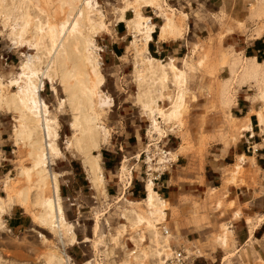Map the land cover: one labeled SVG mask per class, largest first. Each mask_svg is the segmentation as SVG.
Listing matches in <instances>:
<instances>
[{"label":"rangeland","instance_id":"obj_1","mask_svg":"<svg viewBox=\"0 0 264 264\" xmlns=\"http://www.w3.org/2000/svg\"><path fill=\"white\" fill-rule=\"evenodd\" d=\"M137 9L155 25L147 47L131 25ZM167 17L176 28L164 38L159 35ZM49 21L67 29L51 53L44 47ZM101 22L105 26L94 31ZM75 38L82 41L79 48ZM257 41L264 43V0H0V203L6 204L0 264H62L60 255L72 264H132L126 260L136 255L140 264H156L151 228L146 220L133 222L137 213L148 217L149 180L168 202L158 224L169 236L167 253L183 248L189 257L184 264H264V60L257 63L264 48L257 50ZM145 53L165 64L163 83L141 64ZM78 59L83 74H75ZM170 60L183 82L166 66ZM35 66L49 67L53 76L31 73ZM92 66L103 82L90 104L77 109L73 94H91ZM39 79L43 86L36 89ZM181 90L182 113L166 121L161 112ZM145 93L162 94L156 111L161 133L151 131ZM33 98L40 110L47 106L58 134V153L46 150V183L35 166L41 129ZM83 114L97 126L95 145L75 131ZM164 151L173 160L162 169L156 158ZM92 160L101 166L96 175L102 181L89 170ZM10 198H17L11 207ZM49 198L61 205L76 243L65 232L61 242L39 219L40 202ZM225 225L230 228L222 244Z\"/></svg>","mask_w":264,"mask_h":264},{"label":"bare ground","instance_id":"obj_2","mask_svg":"<svg viewBox=\"0 0 264 264\" xmlns=\"http://www.w3.org/2000/svg\"><path fill=\"white\" fill-rule=\"evenodd\" d=\"M144 2H146L147 4H150L151 2H152V0H144ZM136 12V14L134 15L135 16V18H133L132 19V21H131V25H133L134 26V31H136L137 33H139V34H143V40H144V46L145 47H147L148 46V44H149V42L150 41H152V39H153V32L155 31V25L153 24V23H151V21L147 18L146 19V17L145 16H142L141 15V11L139 10L138 11V9H137V11H135ZM124 17V15H122V18ZM168 18V17H167ZM131 20V19H130ZM165 20H167V22L165 23V25H163L162 27H161V34L159 35V36H161V37H166V35L168 34H172V33H174L175 32V28H176V25H175V23H174V21H173V19L172 18H168V19H165ZM29 21V20H28ZM48 24H49V27H50V32H49V35H50V44H44L45 46V49L49 52V53H51L53 50L54 51H58V46L60 45H62V43H60L59 45H57L56 44V42L58 41V39L60 38V36H61V34H63V32L65 31L66 32V27H65V24H63V26H62V29H56L54 26H53V24L51 23V21H49L48 22ZM164 24V23H163ZM78 25V21H76L75 22V27H73V28H71V27H69V28H71V32H69L70 34H72V32L76 29V26ZM67 26V25H66ZM103 26H105L104 24H103V22H101L97 27H95L94 28V31H97L98 29H100V28H102ZM68 28V27H67ZM132 28V27H131ZM70 30V29H69ZM177 30V29H176ZM160 33V32H159ZM136 35V34H135ZM173 35V34H172ZM175 36V35H174ZM140 37H142V36H140ZM173 37V36H172ZM38 38V40L40 39V37L38 36L37 37ZM163 38V39H164ZM162 39V40H163ZM142 40V41H143ZM17 41V40H16ZM25 41V40H24ZM88 41H91V40H88ZM137 41H139V40H137ZM19 42V41H18ZM92 42V41H91ZM80 43H82V41H80V39L79 38H75V47H77L78 46V48H79V44ZM56 46V47H55ZM41 48V47H40ZM145 49H147V48H145ZM145 52V51H144ZM146 52H147V50H146ZM143 53V52H142ZM145 54H147V55H145ZM145 54H142V55H145L141 60H142V63L141 64H143V65H145V67H146V69L147 70H150L152 73H155V74H158V78L162 81V83L165 81V79L167 78V73H166V71L164 70V67H165V64L161 61V60H159V59H157V58H155V57H152V56H148V53H145ZM139 56H141V55H139ZM84 58V59H83ZM140 58V57H139ZM252 58V57H251ZM85 59H87L86 58V56L84 55L83 57H82V60H85ZM253 59H254V57H253ZM78 60H80L81 62L80 63H78V61L76 60V62H75V70H79L80 72H78V71H74L75 72V74H83L84 72L82 71L83 69H84V66H83V64H82V60L81 59H78ZM98 61V60H97ZM96 61V62H97ZM171 61V60H170ZM60 62V61H59ZM96 62L94 63V64H96ZM259 65L261 64V62H257ZM256 64V63H255ZM98 65V64H97ZM97 65H95L96 67H97ZM141 67H142V65H140ZM166 66H169L172 70H173V72H174V75H175V77L176 78H178L179 80H180V82H183L184 81V75H183V73L182 72H180L178 69H177V67L175 66V64L171 61V62H168L167 64H166ZM49 67H47V69H41V68H39V67H37V66H35V67H32V68H30V71H31V73H33V74H41V76H49V77H52L53 76V73L51 74V72L50 71H48L49 69H48ZM92 68H93V74H94V79H93V82H94V84L92 85V87L90 88L91 90V94H89V95H87L85 98H81L80 99V97H78V93H76V92H74V94H73V97L74 98H72V100L74 99L75 101H73V102H75L74 104L76 105V107H77V109H79V107H80V105L81 104H83L84 105V103L85 104H90V102H91V99H92V94L94 93V90L97 88V89H99L98 88V86H100L99 84H101V82H103L102 80V78L99 76V74L97 73V72H95V68H94V66H92ZM97 68H99V67H97ZM143 68V67H142ZM96 71H98V70H96ZM138 71H140V70H138ZM249 71V70H248ZM78 72V73H77ZM99 72V71H98ZM70 74V73H69ZM140 74V73H139ZM139 74H138V76H139ZM65 75V74H64ZM71 75V74H70ZM74 75V74H73ZM68 76V75H67ZM76 76V75H75ZM77 76H80V75H77ZM68 78H70V77H68ZM140 78H142V75H140ZM139 78V80H141ZM145 78V77H144ZM143 79V78H142ZM143 80H145V79H143ZM81 81H82V79H81ZM81 81H79V82H81ZM142 82V81H141ZM85 84H86V82H85ZM34 88H40V87H42L43 86V81H42V79H39L38 81H34ZM143 85V84H142ZM141 85V86H142ZM87 86V85H86ZM85 86V87H86ZM78 88H80V90L81 91H84L85 89H84V83L82 82V84H79L78 85ZM144 90V89H143ZM142 90V91H143ZM147 90V89H146ZM146 90L144 91V92H146ZM95 91H98V90H95ZM141 91V90H140ZM144 92L142 93V94H144ZM96 93V92H95ZM147 93H148V90H147ZM160 93V92H159ZM139 95H142L141 93H138ZM149 94H150V92H149ZM147 94L145 93V95H144V98H145V96H146ZM161 95L162 94H159L158 96H155V95H148V96H146L147 98L145 99V100H143V108L148 112V113H150V115L152 116V120H151V123H152V125L150 124V126H152L151 128V131H153V130H156V131H160L159 133H161V124H159V122H158V120H157V117H156V115H157V113H158V111H160L161 109L159 108V106H158V104H157V100H158V98H160L161 97ZM143 96V95H142ZM184 96H185V92H184V90H181L179 93H178V95L172 100V104H171V106H170V108L168 109V111L167 112H161L162 114H163V117L162 118H165V120L167 121H169V120H175V118H178L180 115H181V113H182V108H183V105H184ZM106 97V96H105ZM104 97V98H105ZM107 98V97H106ZM105 98V99H106ZM143 98V99H144ZM19 99H20V97H19ZM79 99H80V101H79ZM104 99V100H105ZM110 99V98H109ZM141 99V98H140ZM139 99V100H140ZM103 100V101H104ZM15 101V100H14ZM33 101H34V106H35V108H36V111H34V114L36 115V117H38V120H36V122L38 123V126L40 127V129H41V136H40V140H36L35 141V144H34V154H35V166L37 167V166H41V169H40V175H41V181H42V183H46V182H48V175H47V173H49L47 170V164H48V162H47V160H48V157H46V150L48 149V147H50V150H51V152L52 153H58V151L56 150V148H55V146H54V142H55V140H56V138H57V136H58V134H57V130L55 129V127L54 126H52V123H53V120L51 119V118H48V116H47V113H48V109H47V106L43 103V110H40L39 109V105H38V102H37V99H35V98H33ZM106 101V100H105ZM110 101V100H109ZM40 103H42V101H41V99H40ZM101 103V102H100ZM17 104V106H18V102L16 103ZM101 104H103V103H101ZM106 104V103H105ZM108 105V104H107ZM163 109V108H162ZM156 111H157V113H156ZM165 111V110H164ZM160 113V112H159ZM160 113V114H161ZM161 114V115H162ZM262 114V113H261ZM81 117V116H80ZM82 117H83V120H81V118H80V121L77 123L76 122V130L75 131H77L78 129L81 131L80 133H82V138H84V141H91V143L93 144V145H95V144H97L98 142H95V133H97L96 132V129H97V126L95 125V124H93V120L87 115V114H83L82 115ZM78 118V117H77ZM164 120V119H163ZM164 120V121H165ZM260 121L262 122L261 124H263L264 123V114L263 115H260ZM149 126V127H150ZM99 128H100V126H99ZM243 128V127H242ZM99 130V129H98ZM106 130V129H105ZM244 130H246V129H244ZM100 131V130H99ZM163 131V130H162ZM107 132V131H106ZM105 132V133H106ZM149 132V131H148ZM78 133H79V131H78ZM79 133V134H80ZM158 133V132H157ZM152 134V133H151ZM154 136V135H153ZM152 136V137H153ZM156 136V135H155ZM160 136V135H159ZM154 138V137H153ZM78 140H79V138H78ZM104 140H106V136L104 137ZM77 141V140H76ZM75 141V142H76ZM80 141V140H79ZM98 141V140H97ZM81 142H82V139H81ZM54 143V144H53ZM77 143V142H76ZM78 146H79V144H77ZM82 145V144H81ZM85 145V144H84ZM80 147V146H79ZM78 148V147H77ZM83 148H85V147H83ZM83 148L81 147V149L80 150H83ZM158 149V148H157ZM49 150V149H48ZM183 150V149H182ZM82 152V154H83V151H81ZM86 152V153H85ZM84 153L86 154V155H88L87 154V150L85 151ZM162 152V151H161ZM160 152V153H161ZM59 153H60V151H59ZM89 153V152H88ZM158 154V153H157ZM162 154V153H161ZM161 154H160V158L158 159V158H156L157 160H158V162H159V164H160V167L163 169L164 167H165V165H166V163H168V162H170L172 159H173V157H172V152H166V151H164V155L163 156H161ZM48 155V154H47ZM88 156H90V154L88 155ZM152 156V155H151ZM151 156H150V158H149V160L151 161L152 160V158H151ZM154 156V155H153ZM152 156V157H153ZM159 157V156H158ZM91 158H93V157H91ZM176 158V157H175ZM84 159H87V157H85V158H83V160ZM241 159H243V157H241ZM91 160V159H90ZM97 160V159H96ZM95 160V161H96ZM93 162H95L94 160H92ZM99 161V160H98ZM149 161V162H150ZM87 163V162H86ZM88 163H90V162H88ZM87 163V164H88ZM242 164V163H241ZM86 166V165H85ZM235 166H236V164H235ZM235 166H234V169H235ZM88 167V166H87ZM101 167V166H100ZM99 164H97L96 162H95V164L94 163H91L90 164V171L91 172H93L95 175V178L96 179H98V181L100 180V181H102V175L100 174V172H99V174L98 175H96L97 173V170H99ZM150 167H152V166H150ZM157 168V167H156ZM158 169V168H157ZM238 169H240L241 170V166L240 165H238L237 166V170ZM101 170V169H100ZM236 170V169H235ZM236 170V171H237ZM90 172V173H91ZM89 173V172H88ZM89 173V174H90ZM236 173V172H235ZM51 177V176H50ZM92 176H90V178H91ZM50 179V178H49ZM53 183H54V190H55V194L57 195L58 194V185H57V183H56V176L54 177L53 176ZM91 179H94V178H91ZM230 180V179H229ZM93 183V182H92ZM95 183V182H94ZM100 183V182H99ZM102 183V182H101ZM101 185V184H100ZM98 186V185H97ZM154 181L153 180H149V181H147V184H146V190H147V196H146V198L144 199V202L146 203V205H147V207H148V217L146 218L144 215H141V214H138L137 213V211H136V213H134V212H130V213H134V214H136L135 215V217H133L134 218V220H133V222H134V224H138V223H141V222H144L145 220L147 221V223H148V225H149V227L151 228V230H152V232L151 233H153L154 234V237L156 238V239H154L155 240V243H156V245L158 246V247H156V249H155V255L159 258V261L156 263V264H166V262L169 260V259H171L172 258V256H173V254L174 253H167V249H170L171 250V248H169V236L168 235H164L161 231H159V227H158V224H160L161 223V221L162 220H164L165 219V215H166V210H167V201L165 200V199H163L157 192H156V190H154ZM98 188V187H97ZM54 194V196L56 197V195ZM1 199V198H0ZM11 199V198H10ZM53 199V198H52ZM51 198H49V199H44V201L42 200L41 202H40V205L43 207V211H42V213L38 216L39 217V219L41 220V222L43 223V224H46V225H50V226H52L53 227V229L57 232V234H58V236L60 237V240H61V242H64V232L65 233H68V234H70V236H71V239H70V241L71 242H73V243H76L78 240L76 239V235H75V233L73 232V230H72V225L71 224H69L66 220H65V218H64V215H63V209H62V207H61V205L59 204V203H57L56 202V204H55V201H53ZM56 199H57V197H56ZM9 200V199H8ZM2 201H3V199H2ZM10 201V203H8V206L9 207H11V206H13L14 204H16L17 203V198H12L11 200H9ZM0 202H1V200H0ZM131 203V202H130ZM133 203V202H132ZM137 203V202H136ZM138 203H140L139 201H138ZM3 203H0V229L2 228V230L5 228V226H4V222H3V219H2V215H3V213L5 212V205L3 206L2 205ZM131 211H134V210H131ZM129 213V212H128ZM127 213V214H128ZM237 213V212H236ZM237 215V214H236ZM132 216H134V215H132ZM250 221V220H249ZM7 229V228H6ZM5 230V229H4ZM229 230V226H227V225H225V232L226 233H224L223 235H221V236H219V241H220V243H222V244H227V231ZM1 231V230H0ZM162 233V234H161ZM139 247V246H138ZM169 250V251H170ZM137 253V251H134V252H131L130 254H129V256L130 255H134V254H136ZM65 257H67L66 255H64ZM64 256H63V258H61L62 256L60 255L59 257H58V260L59 261H61L62 262V264H72L71 263V259L69 258V257H67V258H64ZM129 259H127L126 261L127 262H132V264H140V262H139V256L138 255H136V256H133V258L131 257H128Z\"/></svg>","mask_w":264,"mask_h":264},{"label":"built area","instance_id":"obj_3","mask_svg":"<svg viewBox=\"0 0 264 264\" xmlns=\"http://www.w3.org/2000/svg\"><path fill=\"white\" fill-rule=\"evenodd\" d=\"M188 258L189 257L186 255V251L183 248L177 249L174 252V257L170 260V263L168 264H184L186 263Z\"/></svg>","mask_w":264,"mask_h":264},{"label":"trees","instance_id":"obj_4","mask_svg":"<svg viewBox=\"0 0 264 264\" xmlns=\"http://www.w3.org/2000/svg\"><path fill=\"white\" fill-rule=\"evenodd\" d=\"M263 48H264V43L262 44L261 41H257V42H256V49L262 51ZM263 51H264V50H263ZM258 59H259L260 62H261L262 60H264V53H263L262 55H258Z\"/></svg>","mask_w":264,"mask_h":264},{"label":"crops","instance_id":"obj_5","mask_svg":"<svg viewBox=\"0 0 264 264\" xmlns=\"http://www.w3.org/2000/svg\"><path fill=\"white\" fill-rule=\"evenodd\" d=\"M154 32H155V31H154ZM154 32H153V33H154ZM152 35H153V34H152ZM152 40H153V39H152ZM259 62H260V61H259ZM245 131H247V129H246ZM247 132H248V133H251V132H253V129H252V131H251V130H248ZM242 157H243V156H242ZM246 157H247V158H252L251 156H246ZM243 159H244V157H243ZM243 159H242V160H243ZM172 160H173V159H172ZM255 160H256V159H255ZM255 162L258 163L257 160H256ZM153 187H154V186H153ZM154 190H155V189H154ZM156 192H157V191H156ZM157 193H158V192H157ZM158 194H159V193H158ZM159 195H160V194H159ZM163 199H164V198H163ZM165 200H166V199H165ZM249 220H250V219H248V220L246 221V224H247L248 226H249V224L251 223V220H250V221H249ZM229 228H230V227H229Z\"/></svg>","mask_w":264,"mask_h":264}]
</instances>
